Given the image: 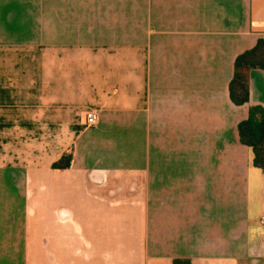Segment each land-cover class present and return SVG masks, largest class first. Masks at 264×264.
I'll list each match as a JSON object with an SVG mask.
<instances>
[{
    "label": "crops",
    "instance_id": "0c3cea01",
    "mask_svg": "<svg viewBox=\"0 0 264 264\" xmlns=\"http://www.w3.org/2000/svg\"><path fill=\"white\" fill-rule=\"evenodd\" d=\"M260 39L264 0H0V264H264Z\"/></svg>",
    "mask_w": 264,
    "mask_h": 264
},
{
    "label": "trees",
    "instance_id": "16d2710c",
    "mask_svg": "<svg viewBox=\"0 0 264 264\" xmlns=\"http://www.w3.org/2000/svg\"><path fill=\"white\" fill-rule=\"evenodd\" d=\"M253 70L264 72V39L258 40L256 46L238 56L234 75L230 83V100L235 106L250 103V73ZM242 144L251 149L253 167L264 174V108L249 106L248 118L238 126ZM73 160L72 152L64 154L53 164L54 169H69ZM174 264H191L187 259H176Z\"/></svg>",
    "mask_w": 264,
    "mask_h": 264
},
{
    "label": "built area",
    "instance_id": "2783aa9c",
    "mask_svg": "<svg viewBox=\"0 0 264 264\" xmlns=\"http://www.w3.org/2000/svg\"><path fill=\"white\" fill-rule=\"evenodd\" d=\"M99 119V115L95 111H89L86 114V126L87 127H95L97 125ZM261 223H264V218L261 220Z\"/></svg>",
    "mask_w": 264,
    "mask_h": 264
}]
</instances>
